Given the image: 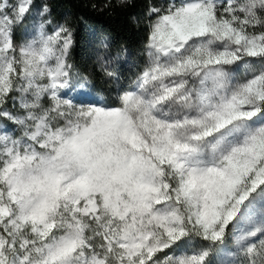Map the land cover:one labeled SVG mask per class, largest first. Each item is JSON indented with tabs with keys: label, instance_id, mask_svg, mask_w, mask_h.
Instances as JSON below:
<instances>
[{
	"label": "rangeland",
	"instance_id": "374dc122",
	"mask_svg": "<svg viewBox=\"0 0 264 264\" xmlns=\"http://www.w3.org/2000/svg\"><path fill=\"white\" fill-rule=\"evenodd\" d=\"M30 1L0 0V95L11 64L10 30ZM219 1L193 0L161 17L151 37L157 59L194 40L206 45L205 62L160 64L165 76L195 78L186 93L197 90L198 114L157 142L69 76L68 34L45 21L44 10L36 12L19 50L25 83L19 102L27 111L6 115L20 137L0 126V264H106L83 252L73 217L81 203L116 247L109 250L112 264H142L186 223L212 241L234 227L235 243L220 251V264H264V75L247 81L248 65L264 56V37L215 21ZM53 226L63 234L45 243Z\"/></svg>",
	"mask_w": 264,
	"mask_h": 264
},
{
	"label": "trees",
	"instance_id": "16d2710c",
	"mask_svg": "<svg viewBox=\"0 0 264 264\" xmlns=\"http://www.w3.org/2000/svg\"><path fill=\"white\" fill-rule=\"evenodd\" d=\"M7 1L13 6L16 0ZM191 2L193 0H31L28 13L14 22L10 30L11 64L6 89L0 95V126L13 132L15 124L6 115L21 118L27 111L19 102L25 88L19 50L34 27V15L44 10V20L68 34L70 45L65 63L69 76L85 83L90 95L100 98L109 109L123 110L149 142L159 141L169 129L183 128L198 114L197 90L190 95L186 93L188 80L194 82L195 78L165 76L159 73L160 64L169 67L189 57L194 63L205 62V42L194 40L169 56L158 53V59L151 54L149 45L161 17L170 16ZM211 15L215 21L225 22L247 36L264 37V0H221L213 5ZM248 66L247 81L264 75V56ZM41 104L45 111L50 108L47 97L41 99ZM32 112L42 117L41 110ZM13 136L18 138L20 134L13 132ZM2 166L0 154V169ZM164 177L163 190L166 188ZM73 217L82 229L84 254L104 258L106 264H112L109 250L116 247L89 217L87 206L81 203ZM234 232V227L229 225L221 239L212 241L198 226L186 223L171 245L155 251L142 264H220L219 253L234 245ZM62 234L58 226H53L45 233L44 242L51 243ZM15 248L18 252L23 249L20 243ZM27 253L32 255L30 251Z\"/></svg>",
	"mask_w": 264,
	"mask_h": 264
}]
</instances>
